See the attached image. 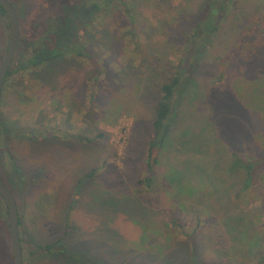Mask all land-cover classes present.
Returning <instances> with one entry per match:
<instances>
[{
  "label": "rangeland",
  "instance_id": "374dc122",
  "mask_svg": "<svg viewBox=\"0 0 264 264\" xmlns=\"http://www.w3.org/2000/svg\"><path fill=\"white\" fill-rule=\"evenodd\" d=\"M78 1L88 6L73 9L76 24L72 22L70 27L81 28L78 38L86 41L101 65L100 72L91 59L72 55L43 70L20 69V61L41 45L42 39L34 34L38 25L47 26L55 3L43 0L42 6L41 0L40 8L35 4L34 10L27 8V4L33 5L31 0H16L23 17L21 45L0 99V118L12 131L0 136V177L16 196L24 264H66L39 248L58 240L66 225L71 230L64 239L68 247L87 249L101 264H170L164 256L174 253L180 255V264L188 263V234L203 206L188 192L177 198L161 175L171 170V163L180 171L183 165L199 160L204 151H212L210 146L218 137L231 151L242 153L250 136H264L261 117L238 102L239 86L246 94L251 82L264 78V0H236L224 17L207 58L197 64L195 75L205 95L199 88L195 95L200 97L181 103L174 124L177 140L170 145L157 180L161 186L156 192L143 190L140 201L132 199L130 193L140 192L137 182L146 170V147L160 98L158 87L176 66L185 67L191 59L186 35L201 12L203 0H137L140 3L133 8L141 12L143 21L137 19L136 30L125 15V0H108L106 6L105 0H92L101 9L87 27L92 1ZM60 5L64 7V2ZM82 10L84 13H79ZM2 54L0 49V58ZM212 132L217 137L209 143ZM201 139L205 143L196 156ZM179 141L198 142L182 149L177 146ZM14 167L20 173H15ZM93 169L95 173L81 184L80 178ZM176 171L169 172L168 178H178ZM180 179L185 185L202 188L205 183L192 169L189 176ZM218 186L221 192L224 187ZM260 186L264 193V180ZM213 188L206 185L208 195L203 202L215 199ZM256 191L246 196L252 201L248 211L253 217L263 216L258 222L264 225V206L255 201ZM167 192H172L171 196ZM229 194L232 198L233 193ZM219 200L226 201L224 197ZM179 202L187 210L181 209ZM144 209L157 226L161 225L159 233L154 228L147 230L158 236L152 247L155 253L148 245L134 244L143 236L142 228L131 217L142 220ZM223 213L203 215L202 228L207 232L193 233V238L200 237L196 264H249L225 258L223 253V257L217 256L218 248L227 245L222 231H213ZM8 217L1 200L0 264H14ZM173 218L184 229L173 225ZM160 245L161 251L157 249Z\"/></svg>",
  "mask_w": 264,
  "mask_h": 264
},
{
  "label": "trees",
  "instance_id": "16d2710c",
  "mask_svg": "<svg viewBox=\"0 0 264 264\" xmlns=\"http://www.w3.org/2000/svg\"><path fill=\"white\" fill-rule=\"evenodd\" d=\"M36 1L39 3L38 5L40 8L41 0ZM36 1L31 0V2H34L32 5V8L34 9L36 7L35 4L37 5ZM53 1L55 6H51L49 10L51 15L47 20V26L41 28V25H38V31L34 34L38 39L44 38L46 40V45L42 44L41 41V45L35 50V53L33 52L32 55L23 61H20V69L43 70L45 67L55 66L56 64L62 62L65 57H68L67 55H72L91 59L93 65L96 64V69L100 72L102 70L101 65L97 63L98 60L93 57L94 55L92 51L88 48L87 43L85 44L86 41L81 42V40H79L80 37L78 38L77 31L80 32L81 28L76 30L70 27V24L72 22L75 23L76 20L75 15L73 14H76L77 12H74L73 9L86 8L88 6V4H86L87 2L79 3L78 0ZM60 1L64 2V7H61ZM86 1L89 3L92 0ZM106 2H108V0L103 2L105 6L107 5ZM139 3L140 1L137 0H125V15L128 16L131 24L135 26L133 30L138 28L136 23L143 21L141 12H139L137 8H133V6H136ZM235 3L236 0L202 1L201 12L196 17V20L186 35L185 40V45L189 48L188 56L191 55L190 49L192 50L191 59L185 67L180 64L176 66L175 70L171 74L167 75L164 82H162L161 86L158 87L160 98L155 106V115L152 121V136L149 138L146 147L144 162L146 170L137 182L140 192H135L134 194L129 192L132 199H138L140 201L139 196L142 194L143 190L147 192H156V188L161 186L157 180L162 176L170 185L168 186V190H174L172 192L176 193V197L188 192L191 196H196L198 198L197 202L202 204L203 213H196L195 227H193V231L188 234V237L190 238V240L189 238L188 240L191 246H186V249L189 251L191 250V256L190 261L185 264H196L197 262L200 237L198 238L197 235L193 238V233L197 231H200L201 233L202 230H207L203 229L204 227L202 228L204 225L203 215L209 216L211 213L218 214L219 212H224V216H221V218L215 222V229L213 231L216 229L221 230L223 233L221 236L224 237L227 245L225 247H221V245V248H218L217 256L223 257L224 255L225 258H231L237 262L242 260L249 264H264V225H260L258 222V220L262 219L263 216L259 215L256 218L248 211V204L252 202L248 200V197L250 196V193L256 189L258 191V195L254 192L256 197L255 201L264 206V193H262L263 188L260 186V183L264 180L263 134L260 133L255 137L254 135L252 137L250 136L246 140V143H244V152L241 153L239 151H231L227 144L220 142V137L215 139L217 135L215 132H212L213 134L209 136V143L213 139L216 141V144L210 146L212 153L204 151L201 155L199 154L200 156L198 155V153H201L199 152L200 148L205 143V140L202 142L203 137L201 142H199L196 155L199 156V160L188 164L187 166L183 165L180 171H176L174 163L170 164L171 170L169 172L176 171V173L179 174L178 178L171 180L168 178L170 177L168 176L169 172L164 173L163 175L160 173V170L163 169L164 162H166L168 158L170 145L174 142V140H177L176 128L174 129V124L181 108V103L183 101L192 103V101L200 97V95H195L196 92L199 91V88L202 90V95H205V90L195 75L198 68L197 64L207 58L209 50L213 46L215 37L219 34L224 17L234 8ZM48 4H52L51 0H49ZM91 7L93 9L89 13L87 25L83 24L82 27L85 25L87 27L91 22H93V17L98 16L96 15L97 10L100 12V4H95V2L92 1ZM0 8L4 11L2 6H0ZM79 13H84V10ZM76 18L78 19L77 16ZM137 19H139V22ZM236 30V34L238 35V32L240 31L238 26ZM63 32L67 33L63 34ZM83 33L84 32H82V34ZM42 45H45L44 48ZM24 54L26 53H24L23 50L22 55L24 56ZM22 55L20 54V57H23ZM20 69H18V71ZM122 76V78L125 79V74ZM249 85L251 89L250 91H247L246 94L244 92L245 89L239 86L238 102L244 109L255 112L264 121V78L262 80H255ZM146 89L147 88H144L145 91ZM148 92L149 91H147V93ZM252 96L254 97L253 99ZM251 100L253 101L251 102ZM6 125L7 124L2 122V119L0 118V134L6 133V135H8L12 133ZM182 133L184 134L185 131ZM88 142H93V140L89 139ZM197 142L198 141H179L177 146L182 149H186L189 144ZM9 156L11 157L12 155ZM191 169L197 174V178L199 180H203L205 182L203 188L185 185L186 183L181 181L180 176H189ZM14 171L15 173H20L17 167H14ZM94 173L95 170L93 169L90 173H87L85 176L83 175L84 177L82 176V178H80L81 184L85 182V180L90 179ZM216 180L223 182H216ZM206 185L212 188L216 187L212 189L215 190L213 193L217 194L213 201L203 202L208 195L204 191ZM218 185L224 187L221 192L219 190L220 188H217L219 187ZM172 192H167V195L171 196ZM231 192L233 193L232 198L229 194ZM247 195L249 196L246 197ZM222 197L226 200L224 203L219 200ZM240 200H243L244 202H239ZM177 205L181 209L187 210L184 203L179 202ZM147 213V210L144 209V216L142 220H137L136 215L131 217V219L142 228L141 235L143 236V239L140 236L139 242L134 244H136V247L143 244L145 247L148 245L147 249L153 252L152 247L154 246V243H158V236H156L154 232H147V230L149 228H154L155 231L159 233L158 228L161 227V225L157 226L156 221L153 220L154 218H151V214ZM21 222L22 220L19 214V226ZM147 224L148 226H145ZM172 224L178 226L179 229H184L183 224L175 218H173ZM70 231L69 226L66 225V230L58 240L46 244H40V250L66 264H101V260L97 259L96 255L90 253L87 249L82 248L76 250L68 247L69 245L66 241H64V239ZM191 238L194 240L192 241ZM157 249L161 251L163 248L160 245ZM164 257H166V260L170 264H180L181 257L176 253H174V255L167 254Z\"/></svg>",
  "mask_w": 264,
  "mask_h": 264
},
{
  "label": "water",
  "instance_id": "95a60500",
  "mask_svg": "<svg viewBox=\"0 0 264 264\" xmlns=\"http://www.w3.org/2000/svg\"><path fill=\"white\" fill-rule=\"evenodd\" d=\"M0 4L6 9L10 18V39L7 50L0 63V97L7 71L16 56L21 37V20L18 10L8 1L0 0ZM0 193L8 208L10 242L13 250L14 264H24L20 228L19 209L14 192L0 178Z\"/></svg>",
  "mask_w": 264,
  "mask_h": 264
},
{
  "label": "flooded vegetation",
  "instance_id": "af4514ba",
  "mask_svg": "<svg viewBox=\"0 0 264 264\" xmlns=\"http://www.w3.org/2000/svg\"><path fill=\"white\" fill-rule=\"evenodd\" d=\"M17 10H18V13H19V15H20V20H21V22H22V14H21V12H20V4H18L17 2H16V0H8ZM45 2H48V0H45ZM29 3V2H28ZM0 6H2L1 4H0ZM22 6V5H21ZM38 8H39V6H38V4L36 5ZM42 6H44V4H43V0H42ZM3 7V6H2ZM32 8V5L30 4H27V8ZM4 8V7H3ZM34 10H36V9H34ZM0 30H2V32L0 33V49H1V51L3 52V54H2V56H1V58H0V63H1V61H2V58H3V56H4V54H5V52H6V50H7V47H8V44H9V39H10V18H9V15H8V13H7V11H6V9L4 8V11L0 8ZM8 30V31H7ZM43 33V32H42ZM43 35H44V33H43ZM44 37V36H43ZM23 39V38H22ZM36 39H38L37 37H36ZM31 41V43L33 42V40H30ZM20 42H21V37H20ZM42 44H45L46 45V40H44V38L42 39ZM7 45V46H6ZM20 43H19V47H20ZM44 45V46H45ZM44 46L42 45V47L44 48ZM19 47H18V49H17V52L19 51ZM5 50V51H4ZM16 55H17V53H16ZM13 62H14V59H13ZM13 62H12V64H11V66L13 65ZM11 66H10V68H9V70L7 71V73H6V76H5V79H4V83H3V88H2V92H3V89L5 88V86H6V83H7V81H8V78L12 75V73H13V70L11 69ZM10 70H12V71H10ZM12 72V73H11ZM1 97H2V93H1ZM1 97H0V99H1ZM6 135V134H5ZM0 136H4V134H0ZM5 151V150H4ZM6 152L7 153H9V155H12L13 156V154L10 152V150L9 149H6ZM1 178V177H0ZM5 183H6V181L3 179V177L1 178ZM7 184V183H6ZM7 186L10 188V185H8L7 184ZM11 189V188H10ZM12 190V189H11ZM1 200L3 201V203H4V206L6 207V209H7V213H8V208H7V204H6V202H5V200H4V198L2 197V195H1V193H0V217H1Z\"/></svg>",
  "mask_w": 264,
  "mask_h": 264
}]
</instances>
